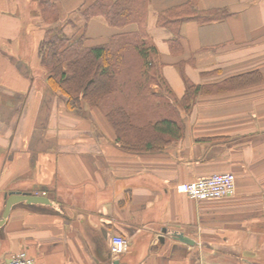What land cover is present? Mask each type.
I'll list each match as a JSON object with an SVG mask.
<instances>
[{"label":"crops","instance_id":"obj_1","mask_svg":"<svg viewBox=\"0 0 264 264\" xmlns=\"http://www.w3.org/2000/svg\"><path fill=\"white\" fill-rule=\"evenodd\" d=\"M29 1L0 0V220L12 192L51 203L12 206L0 224V264L20 251L34 264H264V80L199 96L182 111L179 140L129 152L100 110L69 111L47 84L38 53L45 30ZM82 1L61 0L72 25L84 21ZM187 1L151 0L146 17L175 99L185 94V75L202 85L251 71L264 79V0H197L229 16L186 20L172 44L174 30L160 16ZM85 26L88 45L138 30L100 16ZM220 172L235 174L233 195L197 200L177 190ZM115 235L128 242L117 256Z\"/></svg>","mask_w":264,"mask_h":264},{"label":"trees","instance_id":"obj_2","mask_svg":"<svg viewBox=\"0 0 264 264\" xmlns=\"http://www.w3.org/2000/svg\"><path fill=\"white\" fill-rule=\"evenodd\" d=\"M35 1L45 30L38 53L48 72L47 84L64 98L69 111H81L84 106L100 110L129 152H156L179 140L184 132L182 111L190 113L199 96L264 80L259 71H251L202 85L185 75V94L177 101L162 77L158 48L146 33L151 0H83L79 10L85 24L100 16L112 27L138 25L137 31L114 34L98 45H88L85 34L67 32L71 22L62 16L61 0ZM227 16L226 9H200L197 0H188L164 11L159 23L174 30L171 42L178 45L180 23H209Z\"/></svg>","mask_w":264,"mask_h":264},{"label":"built area","instance_id":"obj_3","mask_svg":"<svg viewBox=\"0 0 264 264\" xmlns=\"http://www.w3.org/2000/svg\"><path fill=\"white\" fill-rule=\"evenodd\" d=\"M177 190L197 200L217 199L233 195L236 191V176L232 172H220L211 176L181 183ZM128 248L127 240L121 235H115L111 242V253L115 256ZM9 264H34V260L26 251L14 254Z\"/></svg>","mask_w":264,"mask_h":264},{"label":"water","instance_id":"obj_4","mask_svg":"<svg viewBox=\"0 0 264 264\" xmlns=\"http://www.w3.org/2000/svg\"><path fill=\"white\" fill-rule=\"evenodd\" d=\"M21 201H26L31 204H36V203L50 204L51 203L49 198L42 196V195L12 192L7 200L6 207L3 213V217L0 220V224H2L7 219V217L10 214L12 206L16 204L17 202H21ZM183 238L187 241L192 242V240L189 239L188 237L183 236Z\"/></svg>","mask_w":264,"mask_h":264},{"label":"rangeland","instance_id":"obj_5","mask_svg":"<svg viewBox=\"0 0 264 264\" xmlns=\"http://www.w3.org/2000/svg\"><path fill=\"white\" fill-rule=\"evenodd\" d=\"M29 8H30V11H33V9H35V11L33 12V14H35V16H37L39 19L40 18V11H39V5H38V2H36L35 0H30L29 1ZM65 19H66V16L64 14L63 16ZM85 21H79L77 22V25H72V24H69L70 26H72L73 30H77L75 34L77 35H82L84 32H85V29H86V26H85ZM41 23L38 22V27L41 28ZM44 26V25H43ZM91 43L90 39H87V42Z\"/></svg>","mask_w":264,"mask_h":264}]
</instances>
